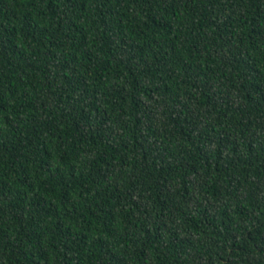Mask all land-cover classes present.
Instances as JSON below:
<instances>
[{
    "label": "trees",
    "instance_id": "obj_1",
    "mask_svg": "<svg viewBox=\"0 0 264 264\" xmlns=\"http://www.w3.org/2000/svg\"><path fill=\"white\" fill-rule=\"evenodd\" d=\"M0 264H264V0H0Z\"/></svg>",
    "mask_w": 264,
    "mask_h": 264
}]
</instances>
